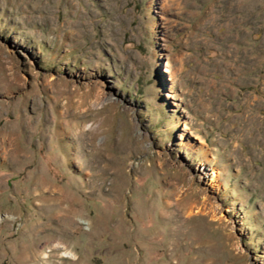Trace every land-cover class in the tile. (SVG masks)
<instances>
[{
  "label": "rangeland",
  "instance_id": "1",
  "mask_svg": "<svg viewBox=\"0 0 264 264\" xmlns=\"http://www.w3.org/2000/svg\"><path fill=\"white\" fill-rule=\"evenodd\" d=\"M57 242L264 264V0H0V264Z\"/></svg>",
  "mask_w": 264,
  "mask_h": 264
},
{
  "label": "clouds",
  "instance_id": "2",
  "mask_svg": "<svg viewBox=\"0 0 264 264\" xmlns=\"http://www.w3.org/2000/svg\"><path fill=\"white\" fill-rule=\"evenodd\" d=\"M53 247L59 250L60 260L57 262V264H62L63 259L71 260L75 264V262L79 259L77 253L72 248H69L65 244L57 242L55 245H53ZM41 259L43 264H47L48 261L47 252L42 253Z\"/></svg>",
  "mask_w": 264,
  "mask_h": 264
},
{
  "label": "bare ground",
  "instance_id": "3",
  "mask_svg": "<svg viewBox=\"0 0 264 264\" xmlns=\"http://www.w3.org/2000/svg\"><path fill=\"white\" fill-rule=\"evenodd\" d=\"M167 71H169V73L172 75V76H171V79L173 80V74H174V71L172 70V68H171L170 65H168ZM170 96H172V95H170ZM215 174H216V173H215ZM215 180H216V179H215Z\"/></svg>",
  "mask_w": 264,
  "mask_h": 264
}]
</instances>
